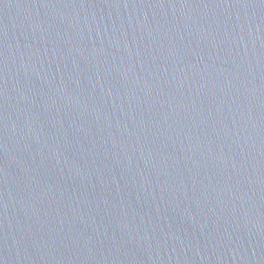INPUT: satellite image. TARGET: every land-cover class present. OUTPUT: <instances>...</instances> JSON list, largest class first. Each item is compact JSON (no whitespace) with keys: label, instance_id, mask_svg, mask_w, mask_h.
<instances>
[{"label":"water","instance_id":"obj_1","mask_svg":"<svg viewBox=\"0 0 264 264\" xmlns=\"http://www.w3.org/2000/svg\"><path fill=\"white\" fill-rule=\"evenodd\" d=\"M0 264H264V0H0Z\"/></svg>","mask_w":264,"mask_h":264}]
</instances>
